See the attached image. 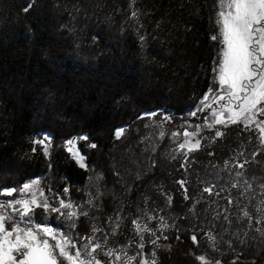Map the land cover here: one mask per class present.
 <instances>
[{
    "label": "trees",
    "instance_id": "1",
    "mask_svg": "<svg viewBox=\"0 0 264 264\" xmlns=\"http://www.w3.org/2000/svg\"><path fill=\"white\" fill-rule=\"evenodd\" d=\"M218 11L219 0H0V190L38 180L51 204L66 197L87 205L86 186L97 176L95 206L66 222L74 236H89L94 218L105 224L120 212L109 238L118 245L148 206L168 221L148 247L155 264H264V211L258 222L253 198L241 216L236 206L216 212L210 195H198L203 181L222 186L244 177L264 187V149L255 136L241 123L221 136L199 133L186 190L181 156L171 155L169 133L205 123L202 101L218 88ZM42 133L50 135L47 156L33 143ZM81 134L88 170L65 149ZM242 143L247 166L228 170L224 161ZM34 216L64 226L41 207Z\"/></svg>",
    "mask_w": 264,
    "mask_h": 264
},
{
    "label": "snow or ice",
    "instance_id": "2",
    "mask_svg": "<svg viewBox=\"0 0 264 264\" xmlns=\"http://www.w3.org/2000/svg\"><path fill=\"white\" fill-rule=\"evenodd\" d=\"M30 7L31 4L27 5L24 11H28ZM219 8L217 13L219 36L213 35L212 39H220L223 44L221 59L217 62L218 69H214V71H217V78L224 89V95L214 96L212 99L213 104L225 101V96L227 100L220 105L219 116H217L216 110L212 109V105L206 103L209 95L204 96L202 104L205 108L212 109V118L215 124H225L226 121L233 124L243 122L245 127L255 124L261 137L264 138V119H258L264 116V0H219ZM132 15L135 16L136 13L133 12ZM211 92L212 89H209V93ZM225 113L228 115L225 116ZM146 115L155 116L156 113H147ZM208 127L211 128L212 124H208ZM122 133L123 129L118 130L117 137ZM196 134V132L189 133L187 131L184 133L186 136H195ZM221 135L223 133L220 131L216 132V136ZM81 139H87V137H81ZM46 141L47 137L33 141V143L40 145L47 156L49 147ZM262 143H264V139H262ZM68 144L72 145L74 141H68ZM199 145V139L195 143L186 140L179 145V148L184 149L186 146H190L189 150H193L197 149ZM91 147H95V145L93 144ZM69 151L72 149L70 148ZM74 155L78 158L81 167H85L84 157L80 156L78 151ZM240 167L243 165L241 164ZM180 183L183 185L184 182L180 181ZM38 186L39 181L33 180L31 183L24 184L20 189L5 188L0 190V195L8 196H12L17 191L31 192L30 199L12 200L7 204L0 203V209L20 205L22 211L15 207H13V211L23 219L33 212V206L43 207L46 211L53 212L73 207L70 203H64L63 200L60 201V208L52 207L46 198L38 200L36 192L33 191ZM205 191L211 192L212 189L208 188ZM40 196L43 197L42 191ZM67 215L71 219L76 217L77 213L71 211ZM244 215L247 216L248 213L244 212ZM12 219V216L0 213V264H103L101 260L97 259L101 244L93 242L91 237L88 238L87 243L80 247L68 236L57 233L50 227L36 225L35 229L31 226L22 228L20 224L14 222L9 225L8 221H12ZM133 223L137 229L147 230V226L141 229L136 221ZM50 239L55 243H50ZM192 239L195 242L197 237L194 235ZM103 255L113 257L114 264L122 259L115 250H109ZM134 259L135 257H129L127 264H131ZM198 259L204 261V257ZM142 264H148V261L144 260ZM152 264H155L154 260Z\"/></svg>",
    "mask_w": 264,
    "mask_h": 264
},
{
    "label": "rangeland",
    "instance_id": "3",
    "mask_svg": "<svg viewBox=\"0 0 264 264\" xmlns=\"http://www.w3.org/2000/svg\"><path fill=\"white\" fill-rule=\"evenodd\" d=\"M220 10V8H219ZM223 45V44H222ZM223 49V48H222ZM218 81V78H217ZM217 90L210 96L209 99L206 101L207 104L212 105V109L216 110L217 116H219L220 111V105L224 103L227 100V97L225 96V101H221L219 103L213 104L212 97L218 96V95H224V93L220 92L219 89V81ZM212 109L203 107V110L206 111V114H210L212 116ZM147 113H153V112H147ZM145 113V115L147 114ZM228 114V113H227ZM152 117L151 115H148ZM258 119H264V116L259 117ZM243 126L245 131L251 132L255 136L256 142H257V148L262 150L264 149V143H262V138L259 130L255 127V124H253L251 127H245L243 122H240ZM208 124L206 121L202 125H193L192 123H185L183 126H181L180 129L174 130L171 133H169V138L171 142L174 143L173 146H171V155L176 158L178 156H181L180 158V165L182 169L184 170V177L179 180L183 181V185H181L183 190H186L189 183V168L191 166L190 159L188 155L192 153L194 150H197L201 146V140L199 137V133L202 134L205 131H214L215 136L216 132L220 131L223 133V127H226L231 122H227L225 124H215L214 121L212 123V127H208ZM199 126V127H197ZM123 129L122 127L118 128L116 130V133L118 130ZM185 131L191 133L196 132L197 134L195 136H186L184 135ZM117 136V135H116ZM47 137V143L48 147L50 146V135L48 133H42L41 138H37L36 140H41ZM81 137H87L85 134H81L78 136H74L67 140L65 142V149L69 153V155L74 159V161L77 163L79 167H81V164L78 163V158L74 155L75 152H79L80 156H83L81 152V148L79 145V142L81 140ZM199 139L200 145L197 149L189 150L190 146H186L184 149H180L179 145L181 143H184L186 140L190 141V143H195V141ZM68 141H74V144L69 145ZM72 149V151H69V149ZM247 151L245 150V144L242 143V145L238 148H234V151L232 152L231 158H227L224 161V166L229 170L231 165L236 166L237 168H240V170L244 169L247 165L248 159L246 158ZM84 157V156H83ZM231 161V162H230ZM83 163L85 164V161L83 160ZM243 165V167H240V165ZM86 165V164H85ZM83 169H87V166L81 167ZM98 177L93 176L91 178V181L88 182L86 186V192L88 195V199L86 201V204H79L74 205L70 200H68L66 197H60L54 201L53 204L50 203L48 198L46 197L45 193H43V197L40 196V192L42 191L39 187L34 188L33 191L36 192V198L38 200H42L43 198H46L48 203L52 205L54 208H60V201L63 200L66 204H71L73 207L69 209H61L60 212H53L51 210H45L43 207H41L44 210L45 216H49L51 213H55L57 216L61 217L62 221H64V226L61 227H55L49 223L39 222L37 221L38 218L34 216V211L37 207L33 206V212L30 213L29 216L24 217L23 219L20 218V216L13 211V207L20 209L22 211V208L20 205H13V207H5L4 209H0V213L6 215V216H12V221H8V224L11 223H18L20 226L28 227L31 226L35 229L36 225L46 226L52 228L57 233H63L64 235L68 236L74 243L77 244V246L82 247L85 243L88 242V238H93V242H99L101 244L100 254L97 255V259L101 260L105 259L106 264H114L113 257L105 256L103 253L109 251V250H115L118 252L122 259L119 262H115V264H127L129 257H135L134 260L131 261V264H142V261L147 260L148 264H152L153 260L155 261V254L153 249L150 250L148 247L150 245H156L159 241V238L163 235V232L168 227V221L166 220L165 216L162 215L158 210H154L149 208L148 206H144L141 211L133 218L130 226H131V235L128 237L127 240H120L119 244H113V242L109 239L111 238V235L115 234L116 230L120 226V222L122 220L121 213L118 212L116 216H112L108 218V220L105 222V224H101V222L94 218V221L92 223V231L91 234L87 237H76L74 234H72V226L69 227L66 225V222L68 220L74 221V218H69L67 213L71 211H75L77 215L80 213H85L89 210L90 206H95L96 199H98V195L100 194V190L97 186ZM205 182H202V189L198 192V195L200 196H211L212 200H208V205L213 206V210L218 212L220 208H225L227 206H236L238 207L241 213V216H244V212H247L246 208V202H248V198L252 197L253 200L256 202L255 207L257 211L259 212V218L258 222H261V213L264 211V187L262 185L253 184L254 182L252 179L248 178H238L235 179L234 182L231 184H224L222 186H216L213 183L204 184ZM255 185V186H254ZM211 188L212 191L208 192L205 191V189ZM5 189V188H4ZM43 192V191H42ZM8 198L1 200L0 203L7 204L8 201L12 200H21V199H30L31 198V192L29 193H21L19 192L16 195L8 196ZM210 198V197H209ZM196 198V200H198ZM63 213V214H62ZM87 213V212H86ZM248 213V212H247ZM249 215V213H248ZM133 221H136L141 229H144L145 226H147V230H139L136 228V225L133 223ZM207 236L212 243L217 242V238L215 234L210 231L207 233ZM154 242V243H153ZM50 243H55V241H52L50 239ZM141 245H143V248H141ZM205 261V260H204ZM104 264V263H103ZM211 264V263H208Z\"/></svg>",
    "mask_w": 264,
    "mask_h": 264
},
{
    "label": "water",
    "instance_id": "4",
    "mask_svg": "<svg viewBox=\"0 0 264 264\" xmlns=\"http://www.w3.org/2000/svg\"><path fill=\"white\" fill-rule=\"evenodd\" d=\"M219 89H220V92H221V93H224V89H223V87H222L221 85L219 86ZM227 115H228V114L225 113V116H227ZM206 118H207V119H206ZM205 121H206L207 123H209V124H210V123L212 124V123H213V118H212V116H211L210 114H206V115H205Z\"/></svg>",
    "mask_w": 264,
    "mask_h": 264
}]
</instances>
